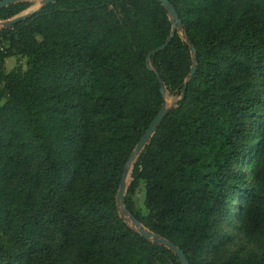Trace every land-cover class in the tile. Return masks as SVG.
<instances>
[{"label":"trees","instance_id":"16d2710c","mask_svg":"<svg viewBox=\"0 0 264 264\" xmlns=\"http://www.w3.org/2000/svg\"><path fill=\"white\" fill-rule=\"evenodd\" d=\"M168 1L181 26L148 59L172 30L159 0H56L9 26L29 4L0 8V264H181L116 201L160 82L178 99L130 167L126 209L189 264H264V0ZM18 53L26 70L5 72ZM223 221L253 248L227 254Z\"/></svg>","mask_w":264,"mask_h":264},{"label":"water","instance_id":"95a60500","mask_svg":"<svg viewBox=\"0 0 264 264\" xmlns=\"http://www.w3.org/2000/svg\"><path fill=\"white\" fill-rule=\"evenodd\" d=\"M17 1H19V0H2V1H0V8L7 6L11 3H15ZM54 1H56V0H41L40 3L44 4V3L54 2ZM159 1L161 2V4L163 5V7L166 9V11L168 13L169 19L172 22V30L170 32L169 37L166 39V41L163 44L154 48L153 50H151L147 54V59L149 58V56L152 53H155L159 50L164 49L168 45V43H169L171 37L174 35L176 29L180 28V26H181L180 21H179L178 16H177V13H176L175 9L172 7L171 3L168 0H159ZM29 14L30 13H24V14L17 15L15 17L5 21L4 24L6 26L12 25V24H14L20 20L25 19ZM184 39L187 41L186 37H184ZM190 49L192 52L195 51V48L192 45L190 46ZM195 69H196V63H195V59H193V64L190 68L188 78L192 77V75L195 72ZM185 86L186 85H184V87H183L181 97L184 95ZM160 92L163 95H165V88H164L162 82H160ZM165 113H166V104L164 101L162 103L160 109L158 110V112L154 115V117L151 119L148 126L146 127V129L144 130L142 135L140 136V138H139L138 142L136 143L132 153L130 154L126 163L124 164V167H123L122 173H121V178H120V183H119L117 195H116V201H117L118 207L124 211V213L126 215L125 216L126 221L127 220L130 221L131 227L134 230H136L143 238L166 246L168 249H170L177 256V258L181 264H189L184 253H183V251L177 245H175L171 241L167 240L166 238L160 236L159 234H156V233L152 232L151 230L147 229L142 223H140L136 218H134L130 214V212L126 209L125 204H124V195H125L127 179H128L129 172H130V167H131L132 163L134 162L135 158L137 157V155L143 149L144 145L148 142L150 137L153 135L155 129L157 128V126L162 121Z\"/></svg>","mask_w":264,"mask_h":264},{"label":"rangeland","instance_id":"374dc122","mask_svg":"<svg viewBox=\"0 0 264 264\" xmlns=\"http://www.w3.org/2000/svg\"><path fill=\"white\" fill-rule=\"evenodd\" d=\"M25 1H27L29 6L17 15L24 14V13H31L32 11L36 10L41 4L40 3L41 0H25ZM17 15H15V16H17ZM15 16H13V17H15ZM13 17H11V18H13ZM0 25H1V21H0ZM26 61H27L26 57L22 53H18L14 56L8 57L5 59V62H4V70H5V72H9L13 69L19 68L22 71H25L26 70ZM177 99H178V97L176 95H170L168 93H165V104L167 106L175 103ZM248 153H249V149L244 150L241 154L240 159H242V158L245 159V157H247ZM244 159L241 161L240 164L237 165L236 169L239 171L247 172V168H246ZM247 180L249 183H251V178L248 177ZM132 200H133L135 208L138 209L141 212V214L147 213V210L145 209V206H144V184L142 181H140L138 184V187L135 188V190L132 194ZM234 205H236V203L234 200H232L230 202V206L232 207ZM127 222L130 224V221L127 220ZM220 228L225 233H228L232 236L231 242L226 245L227 254H232L235 252L239 253L246 248H253L252 244L249 241H247L245 236L237 229L235 222L228 225L226 222L223 221L221 223Z\"/></svg>","mask_w":264,"mask_h":264}]
</instances>
